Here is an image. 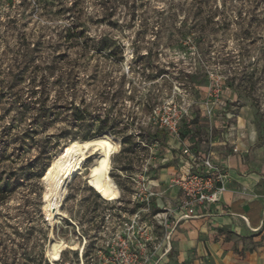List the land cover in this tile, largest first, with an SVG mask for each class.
<instances>
[{"label": "rangeland", "instance_id": "1", "mask_svg": "<svg viewBox=\"0 0 264 264\" xmlns=\"http://www.w3.org/2000/svg\"><path fill=\"white\" fill-rule=\"evenodd\" d=\"M182 101L185 135L231 129L264 175V0H0V264H104L134 220L161 235L176 155L154 112ZM85 140L51 223L57 163ZM140 174L167 192L146 202Z\"/></svg>", "mask_w": 264, "mask_h": 264}, {"label": "crops", "instance_id": "2", "mask_svg": "<svg viewBox=\"0 0 264 264\" xmlns=\"http://www.w3.org/2000/svg\"><path fill=\"white\" fill-rule=\"evenodd\" d=\"M221 135L224 139L215 136L207 143L200 145L196 139L192 144L201 155L211 152L215 162L228 168L220 203L214 213L179 224L172 236V250L159 264H264V175L245 171L238 153L230 154L237 146L231 129ZM170 141L176 157L161 169L156 185L169 186L172 206L178 193L169 181L194 171V166ZM151 188L162 195L167 192Z\"/></svg>", "mask_w": 264, "mask_h": 264}, {"label": "built area", "instance_id": "3", "mask_svg": "<svg viewBox=\"0 0 264 264\" xmlns=\"http://www.w3.org/2000/svg\"><path fill=\"white\" fill-rule=\"evenodd\" d=\"M219 99L215 91L214 102ZM190 110L185 101L171 102L154 112L155 121L167 138L179 146V151L193 163L194 171L185 175H175L170 180L172 188L177 190L178 197L173 205L164 208L163 212L154 215L158 231L157 235L151 227H139L137 221L131 224L132 232L120 235L109 255L103 257L104 264H159L171 250V241L176 227L192 218L212 214L220 203V196L225 192L228 179V168L215 162L211 152L201 155L192 145L196 138L182 131L184 120ZM213 108L205 109L204 115L212 118ZM238 148L232 149L238 153ZM139 182V190L146 194L145 201L158 196L150 185L145 183V177Z\"/></svg>", "mask_w": 264, "mask_h": 264}, {"label": "bare ground", "instance_id": "4", "mask_svg": "<svg viewBox=\"0 0 264 264\" xmlns=\"http://www.w3.org/2000/svg\"><path fill=\"white\" fill-rule=\"evenodd\" d=\"M95 151H96V146L94 142L91 140L76 142L73 144L72 150L57 163V171L49 192L50 193L49 219L51 223L53 222L54 219H57V224H60L61 220H63L62 218L63 216L61 214V208L66 196V191L69 182L71 181L73 176L77 173L78 171L77 168L79 166V163L82 161L83 157L87 154H93L95 153ZM79 172H82V170H80ZM52 210H54L53 211L54 213L52 212ZM53 244L60 245L63 247L71 246V243L69 244L67 241H64L62 239H56L54 237H53ZM82 250L81 253H83ZM46 257L51 264H54L53 255L50 250H47Z\"/></svg>", "mask_w": 264, "mask_h": 264}, {"label": "trees", "instance_id": "5", "mask_svg": "<svg viewBox=\"0 0 264 264\" xmlns=\"http://www.w3.org/2000/svg\"><path fill=\"white\" fill-rule=\"evenodd\" d=\"M63 155H64V154H63ZM63 155L61 156V158H63V157L65 156V155H64V156H63ZM45 171H46V170H45ZM44 173H45V172H44ZM43 175H44V174H43ZM43 175H41L40 178L43 177ZM5 189H6V186L0 188V193H2Z\"/></svg>", "mask_w": 264, "mask_h": 264}, {"label": "water", "instance_id": "6", "mask_svg": "<svg viewBox=\"0 0 264 264\" xmlns=\"http://www.w3.org/2000/svg\"><path fill=\"white\" fill-rule=\"evenodd\" d=\"M88 181V180H87ZM54 210H52V212H53ZM54 213V212H53Z\"/></svg>", "mask_w": 264, "mask_h": 264}]
</instances>
